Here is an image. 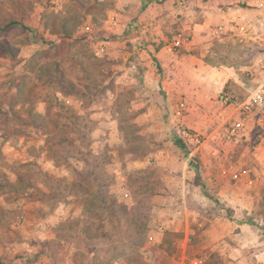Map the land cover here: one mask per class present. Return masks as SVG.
<instances>
[{
  "label": "rangeland",
  "instance_id": "rangeland-1",
  "mask_svg": "<svg viewBox=\"0 0 264 264\" xmlns=\"http://www.w3.org/2000/svg\"><path fill=\"white\" fill-rule=\"evenodd\" d=\"M223 1L225 10L241 6L250 21L255 19L245 3ZM113 3L0 0V264H25L30 259L20 250L23 237L30 233L19 230L17 222L30 211L36 198L32 190L37 186L35 195L50 208L71 196L82 197L87 206L99 205L103 190L117 197L119 204L113 209L118 220L106 211L95 212L97 222L114 239L94 244L80 238L91 264L95 260L116 264L111 261L120 256L124 264H180V238L174 233L159 235L156 225L145 228L154 198L173 191L178 185L176 177L188 170L215 175L217 180L202 184V192L217 212L224 206L217 196L222 185H245L244 180L233 178L234 173L246 168L260 175L249 160L260 146L258 136H264L255 120L264 115L245 121L246 131L236 139L225 135L233 123L244 119L239 111L231 117L237 104L264 82V41L209 35L202 48L194 47L193 72L179 75L181 83L190 86L194 82V86L168 100L163 80L172 74L165 72L168 67L159 58L137 54L130 42L116 55L112 47L108 54L97 53L98 43L110 45L112 37L119 35L109 32L115 17ZM64 18L69 27H76L71 36L62 32ZM122 26L126 36L131 29L127 23ZM185 49L172 52L179 57L188 55ZM200 62L208 69L214 67L215 76L207 69L201 76ZM187 64L192 62L184 63V68ZM150 77L159 79L152 83ZM222 94L235 105L221 104ZM181 103L185 104L182 111ZM246 144L247 158L242 157ZM199 146L203 153H194ZM224 169L229 170L227 178L221 174ZM259 212L258 217L264 219V210ZM231 217L229 213L227 218ZM132 220L137 237L131 234L135 233L132 228L124 227ZM63 238L58 236L56 246H49L52 255ZM213 238L208 231L196 230L194 259L202 258L207 264L211 254L220 253L224 264H237L221 254ZM160 241H164L162 247ZM66 242L68 247L70 241ZM39 247L46 254V244ZM109 249L112 255L101 259ZM246 249L244 263L255 264L252 251ZM61 252L63 259L67 256L64 247Z\"/></svg>",
  "mask_w": 264,
  "mask_h": 264
},
{
  "label": "crops",
  "instance_id": "crops-1",
  "mask_svg": "<svg viewBox=\"0 0 264 264\" xmlns=\"http://www.w3.org/2000/svg\"><path fill=\"white\" fill-rule=\"evenodd\" d=\"M160 1L114 0L113 6L115 10L111 11L115 17L109 32L119 35L112 37L113 40L110 45H106L108 53L112 47L114 48L112 54L116 55L123 51L120 49L123 44L130 42L137 54L142 53L141 56L143 57L148 55V58L149 55H152V57L154 56L163 61L164 66L168 67L165 72L168 71L169 75L172 74V77L167 75L163 80L168 100H170L172 96L176 97L181 93L189 92V88L194 86V82L190 83V86L187 83H181L179 76L182 73L193 72L194 47H203V40L209 35H213L211 31L213 27L227 24L230 21L239 23L241 16H247L248 13L241 6H236L235 8L228 6V9L225 10L222 8L223 0H207L206 2L204 0H185L187 3L185 9L179 7L178 2L180 0ZM236 2H242V0H232L233 5ZM249 4L251 5L252 3L248 2L246 5ZM121 23L122 25L124 23L129 24V29H131L127 30L126 36H124V29ZM180 30L185 31L192 39L190 44L185 46V50L189 51V54L179 57V53L175 55L172 52V40L174 34ZM189 60L192 64H187V68H184V63ZM197 68L199 72L201 71V76L206 69L209 75L211 73L213 77L215 76L216 69L214 67H209L210 69H208L202 66L200 62ZM158 79V77H150L149 80L152 83H156ZM211 114L215 116L213 112ZM237 114L238 111L235 109L231 117ZM255 121L258 126L259 119ZM260 128V134L262 131L264 134V127ZM246 138V141H248V136ZM258 138L260 146L251 155L249 162H251V166H256L253 169L262 176L264 175V138L263 135L258 136ZM201 148L200 146L194 148V153L200 150L199 152L202 154ZM247 150H249V147L246 144L242 157H248ZM138 164L143 165V163ZM246 170L250 171L249 174L238 177L244 180L245 185H234L232 187L229 184L222 185L221 189L217 191L218 199L221 204H224L217 212L212 209L210 200L202 192L204 187L202 184L217 180L218 177L215 175L198 174L188 170L187 173L185 172L176 177L178 185L174 188L171 187L174 189L173 191H168L166 194L158 195L156 199L154 198V204L148 210L151 213L148 217L147 228L156 225V231H158L159 235L162 233L164 235L174 233L178 239L180 238V240L177 239L181 245L178 259L180 264H188L194 259V251L192 249L196 243L194 241L196 230L208 231L210 235H213V240L217 239L216 246L220 248L221 254L237 260V264H245L246 260L244 257L246 256L244 255L247 252H245L244 248L252 251V256L256 259L255 264H264V248L262 249L264 245V219L258 217L261 216L259 211L263 213L264 210V191L262 190L264 178L260 177V175L256 177L252 169ZM228 173L229 170L227 169L221 172L223 178H227ZM252 173L255 176V181L251 177ZM221 181L224 182L225 180L222 179ZM252 182L254 184L253 187L250 186ZM32 191V195L36 198L30 203V209H28L30 211L26 213L29 221H27L26 215H21V217L23 216L22 221L17 222L19 230L23 229L26 233L27 231L30 233L23 237L24 240H22L23 242L20 246L22 253L26 252V257L27 255L30 257V259L27 257L29 261L26 260L25 264H91L89 260L85 259L86 253L82 249L84 244L81 247L80 238L82 237L83 240L94 244H103V241L114 239L113 236H108L107 231L102 226L103 224L97 222L96 213L92 215L91 211L93 209L88 208L82 197L77 199V197L70 195L71 199L69 201L58 203V206L50 208L48 203L39 200L37 195H35L39 192V186L33 188ZM108 195L114 197L110 192ZM75 201L78 204L77 207ZM208 207H211V209ZM230 208L233 211H230ZM52 211L54 213L45 218L46 216L44 215H48L47 213ZM209 211L214 212V214H209ZM216 213L220 216L217 217ZM229 213L232 214L231 218H227ZM124 227H127L126 224ZM130 228L135 232L134 226ZM104 232H106V236H104ZM61 235L64 237L62 243L58 244L54 255H52L49 246H56V239ZM74 236L78 238L74 239ZM34 240L35 242H33ZM66 241H70L69 246L71 247L66 246L69 243ZM41 243L46 244V248L48 247L47 255L42 253V249L39 247ZM162 245H164V241H160L159 246L162 247ZM63 247L67 256H64L65 262L61 263L64 259L60 258V256H63L61 252ZM112 251L113 249H109L101 254L100 258L103 259L105 258L104 256L109 258L112 255ZM218 254L220 255V253ZM221 258L223 257L221 256ZM111 262L124 264L121 256L118 261L115 259ZM94 264H102V262L95 260Z\"/></svg>",
  "mask_w": 264,
  "mask_h": 264
},
{
  "label": "built area",
  "instance_id": "built-area-1",
  "mask_svg": "<svg viewBox=\"0 0 264 264\" xmlns=\"http://www.w3.org/2000/svg\"><path fill=\"white\" fill-rule=\"evenodd\" d=\"M252 11L255 13V19L250 21L247 16H241L239 23L233 21L228 22L227 24H221L213 27L211 29L212 34L216 38H237L241 42L244 40H256L260 39L264 41V0H242V3L248 4ZM180 8L185 9L187 3L185 0H180L178 2ZM86 30H90L89 26H86ZM192 37L188 35L185 31H177L174 34L172 40V50H178L186 45H189ZM96 51L99 55L108 54V47L105 43H98L96 46ZM261 69L264 71V59L261 62ZM221 104L225 106L235 105L233 100L226 94L220 96ZM185 109V104L181 103L179 110L182 111ZM237 111L243 116L244 119L238 120L233 123L230 128L227 139H236L240 136L241 133L246 131L245 121H252L257 115H264V82H262L255 92L248 97L246 100L237 104ZM260 125L264 127V117L259 118ZM264 138V136H263ZM196 142L200 143V139L196 137ZM249 170H243L240 173H235L233 175L234 179H237L239 176L249 174ZM190 264H205L202 258H195L191 260Z\"/></svg>",
  "mask_w": 264,
  "mask_h": 264
},
{
  "label": "trees",
  "instance_id": "trees-1",
  "mask_svg": "<svg viewBox=\"0 0 264 264\" xmlns=\"http://www.w3.org/2000/svg\"><path fill=\"white\" fill-rule=\"evenodd\" d=\"M160 2H162V0L160 1ZM67 18V17H66ZM66 18H64L63 20H62V24L64 25L63 27V33L65 34L64 36H71L72 35V33L74 32V30H75V28H74V26H71V27H69L68 26V21H67V19ZM12 25H16V23H12ZM176 51V50H175ZM82 70L83 71H87L88 72V68H86V67H82ZM62 81V80H61ZM62 82H64V81H62ZM65 83V82H64ZM67 84H69V83H67ZM104 191V190H103ZM100 192V194H99V205H94L93 203H89V205H88V208L90 209H93L92 211H91V213H92V215H94V213L96 212V211H98V210H100L101 212L102 211H106L108 214H110L111 216H114L115 217V219L116 220H118L119 218H118V215L115 213V210L113 209L117 204H119V203H117V199H116V197H113V196H109L108 194H106V192L104 191V192ZM109 202H111V205H110V203ZM109 205H110V207H109ZM148 212V211H147ZM149 213V212H148ZM133 220H134V218H133ZM132 220V224H131V222H126V225H128V226H130V227H133L134 226V229H135V226L136 225H134L135 224V222ZM121 223H123L122 221H121ZM147 224H148V218L146 219V223H145V228H147ZM138 228V227H137ZM136 233H138L139 234V232H137V231H135V233H131L134 237H137V235H136ZM104 236H106V232H104ZM140 236V235H139ZM137 241V240H136ZM206 263L207 264H224V262H223V259L220 257V255L219 254H211L210 255V257L208 258V260L206 261Z\"/></svg>",
  "mask_w": 264,
  "mask_h": 264
}]
</instances>
